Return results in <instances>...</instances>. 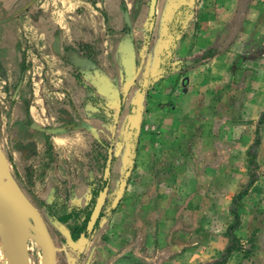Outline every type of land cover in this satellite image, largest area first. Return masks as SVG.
I'll return each mask as SVG.
<instances>
[{
  "label": "crops",
  "instance_id": "1",
  "mask_svg": "<svg viewBox=\"0 0 264 264\" xmlns=\"http://www.w3.org/2000/svg\"><path fill=\"white\" fill-rule=\"evenodd\" d=\"M149 3L0 0V85L12 96L0 119V146L15 179L38 201L86 209L93 199L89 182L93 185L99 177L87 154L90 144L104 145L107 132L114 138L131 95L123 135L133 109L161 94L169 103L156 107L149 102L148 109L157 130L165 129V142L155 136L149 162H165L157 157L162 144L167 152L171 144L207 148L211 157L200 152L167 157L172 167L180 165L176 171L166 169L164 178L179 189L186 225H177L176 241L171 231L163 234L168 246L154 259L142 257L139 250L140 260L207 264L228 240L219 235L211 240L204 221L223 216L224 224L232 223L238 215L235 238L240 247L252 244V252L244 259L234 250L226 264H264V59L240 64L250 75L237 83L240 88L222 76L227 60L237 57L242 46L261 42L258 49L264 50V0H157L152 27ZM20 4L24 6L17 8ZM130 47L137 75L124 96ZM225 84L231 87L223 88ZM115 90L122 99L116 124L110 95ZM190 101L195 108L188 110ZM225 132L230 133L226 141L220 134ZM216 146L220 152L228 148L227 155H216ZM140 160L134 155V164ZM173 203L159 228L170 223ZM83 254L70 252L68 260L85 264Z\"/></svg>",
  "mask_w": 264,
  "mask_h": 264
},
{
  "label": "rangeland",
  "instance_id": "2",
  "mask_svg": "<svg viewBox=\"0 0 264 264\" xmlns=\"http://www.w3.org/2000/svg\"><path fill=\"white\" fill-rule=\"evenodd\" d=\"M23 6V4H20L17 8ZM257 20L258 19H254L253 21L257 22ZM254 27L256 28V25H254ZM258 31L259 30H253V33H258ZM260 33H263V30L260 31ZM258 34H254V40L259 39ZM248 44L246 46H242L240 48V51L238 50L237 57L232 58V60H227L228 62H226V64L228 65L230 63V65L222 74L223 77H228V81H230L231 84L234 83V85H237L238 87L239 85L237 83L243 84L248 79H250V75L247 74L248 70L240 68V64L243 61H251L261 58L264 59V50L261 51L258 49L262 44L261 42H259L257 45L251 46H249ZM175 61L179 60L176 59ZM235 63L236 67L234 68L233 66L235 65ZM226 78L225 80L227 81ZM227 87H231L230 84L223 85V88ZM153 95L148 96V98L150 97V99L144 101V108L137 109L136 106L132 113L129 114L128 117L130 120L127 127L125 125L126 130L124 135L122 134L121 128L124 125L123 123H125L124 118L130 112V103L131 101L133 102L134 95H131L130 100L126 101V106L124 108L125 116L121 120V122H119L114 138H112L110 136V133L107 132L105 140H103L105 143V147L101 146L99 143L90 144V148L87 151V154L92 157L91 166L94 165L95 168H97L99 177L97 181L93 182V185L91 182H89L90 189L94 190L92 202L87 209L93 207V203L94 201H96L97 196L95 198L94 194L101 192L107 185L108 192L97 226L90 237L87 238V240H90L91 243L86 248L85 245H83V247L80 249H72L67 241L68 236L64 229H62L61 226L57 225L51 220V218L48 216L46 208L41 205L39 203L40 201H38V199H36V197H34L30 193L29 187L19 179H16L28 198L41 212L46 222V225L53 237L54 243L58 250L56 255V264H73L72 261L68 260V254L70 252L84 253L81 260L85 258L83 261L85 262V264H115L123 257H130L134 259L137 264H144L145 262H147V259L142 258V260H140L139 250L141 251L140 255L142 257L148 258L152 256L154 259L157 254L162 252L163 248L168 246V242H164L163 240V237L166 235V233L168 231H171L172 234L175 232L174 236H172L171 234V238L173 237L172 241H174L176 239L177 225H186L182 224V221H185L186 223L187 213L184 212L183 214H180L181 196L177 194L179 193V189L175 185L174 187L168 186L166 184L167 178H164V172L166 171V169L168 171H176L178 170L180 165L174 164L172 167L167 157L170 158L173 155L178 157V155L180 156L181 153L182 155L186 154L188 157H190L192 155H199V152L200 155H204V153H206V156L211 157V150L204 148L199 151V149H191L190 147L182 149L181 147L176 148L171 144L172 147L170 146L171 148H168L169 150L167 152V148L164 146V144H162L161 153H158L157 157H160V155L162 156V158L165 157V162L163 163L162 161L158 164L155 162L150 163V144L152 140L155 139L156 135L158 136L157 139H162V143L165 142L163 135L165 129L162 128V132H160L159 130H157L158 127L155 126L156 123H154V120H152V122L150 121V118L153 117L154 119V116L151 115V109H148L149 102L157 103L156 107H160L162 105H165V103H169L170 101H168V99H166L165 96L161 94V98L158 97L159 95ZM11 97V94H9L8 92L5 93L0 85V119L1 115H4L8 102L11 101ZM190 103L191 104L188 106V110L191 108H195V103L192 101H190ZM165 123L163 124V126H165ZM220 134L221 139H224L226 141L230 133L225 132ZM236 135L238 137L239 133H236ZM0 138L2 139V136ZM108 148H112V158H114V165L110 177L104 179L103 173L108 156ZM221 150L222 152H220V147L216 146V155L217 153L219 154V156L227 155L228 148L225 147ZM251 150L252 149H249V151ZM134 155L141 156L139 165L134 164ZM184 160H186V158ZM126 172H128V177L126 179L124 192L119 201L114 203L120 181L124 178ZM154 172L158 174V178L155 177ZM12 174L15 177L13 172ZM177 183L179 184V181L174 182V184ZM211 191L212 188L209 192ZM189 195L191 196V194ZM206 196L207 199L208 195ZM164 201L166 202L165 205ZM172 202L174 203L171 221L165 227L159 228V222L162 220V218H164V210L170 207L172 205ZM51 205H53V203ZM56 213L58 214V210L56 211ZM207 214L208 213H205V216ZM56 215L54 214V217H57ZM223 219V216H221L220 219H217L215 216L213 219L209 218L204 221L207 226L205 228L206 236L211 238V240L216 239V236L218 235L228 240L226 248L220 253V255L217 258L215 256L207 264H226L231 253L234 252V250L241 252L242 258L244 259L248 258L252 252V244H242L240 247L239 242L236 240L239 230L238 228H234L236 221L235 216L232 223L227 222L226 224H224L225 221H222ZM62 225L66 227L65 223ZM180 230L184 229L181 228ZM235 232L237 233L235 234ZM232 235H234V238L232 237ZM192 237L194 238V235ZM77 240L78 238L73 241L76 242ZM33 246L35 251L40 254V250H38L35 245ZM187 247H191V245H187L184 248ZM229 248H231L230 253L226 255V251ZM27 252L28 256L31 257L32 251L28 250ZM3 253H5V251L0 247V258L1 260L3 259V263L6 264V257ZM1 260L0 264H2ZM193 262L196 263V261ZM147 264H154V261L149 260Z\"/></svg>",
  "mask_w": 264,
  "mask_h": 264
},
{
  "label": "water",
  "instance_id": "3",
  "mask_svg": "<svg viewBox=\"0 0 264 264\" xmlns=\"http://www.w3.org/2000/svg\"><path fill=\"white\" fill-rule=\"evenodd\" d=\"M157 0H150L149 16L151 18L150 26H153V16ZM128 55V73L126 78V86L124 88V96L129 88L134 84L137 70L135 66L134 53L130 47ZM100 86V85H99ZM102 87V86H101ZM104 88V87H103ZM113 100V108L116 110L112 115L114 124L118 117L122 105V99L117 90L110 93ZM134 110V109H133ZM130 120V119H129ZM129 123V121H128ZM127 123V125H128ZM126 125V127H127ZM115 127V126H114ZM114 127H112L114 129ZM94 132V131H93ZM95 133V132H94ZM112 162V148H108V156L105 163L104 179L110 176V167ZM128 172L120 181L117 195L114 203L119 201L122 196ZM108 185L99 192L94 206L92 208L89 220L86 225V233L91 234L94 226L100 216L101 210L106 200ZM67 233L68 243L72 249H80L87 243L85 233H81L80 237L74 242L69 231L62 224H57ZM0 231L8 242V248H4L6 264H28L27 242L33 239L40 248V264H56L57 248L53 237L46 225V222L19 183L13 176L8 159L0 146Z\"/></svg>",
  "mask_w": 264,
  "mask_h": 264
},
{
  "label": "trees",
  "instance_id": "4",
  "mask_svg": "<svg viewBox=\"0 0 264 264\" xmlns=\"http://www.w3.org/2000/svg\"><path fill=\"white\" fill-rule=\"evenodd\" d=\"M92 103L96 104L97 100L92 99ZM104 119V118H103ZM105 120V119H104ZM96 193V192H95ZM94 194V196H96ZM43 205L46 210L48 211L49 217L52 219L53 222L56 224H66V229L69 231L72 240H75L80 237L81 233H85L86 238H89L91 234L86 233V224L88 221V213L84 209H76L73 207H67L66 205H62L59 200L54 201L53 205H45L42 202H39ZM58 210V214L56 211ZM54 214L57 217H54ZM59 218V219H58ZM235 226L238 225V215H235ZM229 248L226 251V255L230 253Z\"/></svg>",
  "mask_w": 264,
  "mask_h": 264
},
{
  "label": "bare ground",
  "instance_id": "5",
  "mask_svg": "<svg viewBox=\"0 0 264 264\" xmlns=\"http://www.w3.org/2000/svg\"><path fill=\"white\" fill-rule=\"evenodd\" d=\"M33 245H35L37 248H38V250H40V248L38 247V245L34 242V240L33 239H29L28 240V242H27V251L28 250H30V251H32V253H31V257H29L28 256V264H40V254H41V252H40V254H38L36 251H35V249H34V246ZM0 247H1V249L3 248H8V242H7V239H6V237H4V235H3V233H2V231H0ZM1 251H3V250H1ZM39 252V251H38ZM3 254H5V253H3ZM0 260H1V258H0ZM3 260V259H2ZM1 260V262H2V264H4L3 263V261Z\"/></svg>",
  "mask_w": 264,
  "mask_h": 264
},
{
  "label": "flooded vegetation",
  "instance_id": "6",
  "mask_svg": "<svg viewBox=\"0 0 264 264\" xmlns=\"http://www.w3.org/2000/svg\"><path fill=\"white\" fill-rule=\"evenodd\" d=\"M105 145V144H104ZM104 145H102L103 147H105ZM103 175H104V173H103ZM94 189H92V191H93ZM98 194L99 193H97V195L96 196H98ZM96 196H95V198H96ZM94 203H95V201H94ZM93 203V204H94ZM94 206V205H93ZM73 207V206H72ZM73 208H76V207H73ZM92 208L93 207H91V208H89V209H84L87 213H88V220H89V217H90V214H91V211H92ZM76 209H78V208H76ZM102 211V210H101ZM47 213H48V211H47ZM48 216H49V214H48ZM101 217V213H100V216H99V218ZM99 218H98V220H97V222H96V224H95V226H94V229H93V232H94V230H95V228H96V226H97V223H98V221H99ZM52 220V219H51ZM88 222V221H87ZM87 225V224H86ZM86 228V227H85ZM92 232V233H93ZM91 233V234H92ZM90 237V236H89ZM115 264H137V262L134 260V259H132V258H130V257H123L121 260H118Z\"/></svg>",
  "mask_w": 264,
  "mask_h": 264
}]
</instances>
